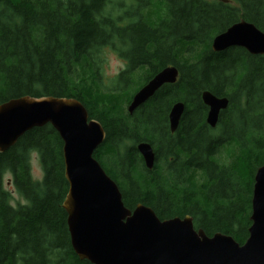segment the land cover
<instances>
[{"label":"trees","instance_id":"1","mask_svg":"<svg viewBox=\"0 0 264 264\" xmlns=\"http://www.w3.org/2000/svg\"><path fill=\"white\" fill-rule=\"evenodd\" d=\"M241 19L264 30V0H0V103L22 95L81 101L105 130L93 155L125 206L148 205L160 219L189 214L207 235L243 243L254 174L264 163V61L255 91L246 77L253 74L249 60L264 56L211 48L217 33ZM104 48L128 61L107 90L98 60ZM169 64L179 69L176 82L128 113L134 92ZM203 90L229 99L215 127L205 122ZM178 100L185 108L171 132L168 112ZM140 141L153 147L151 169L136 149ZM62 144L47 123L0 152V264H92L70 244ZM33 151L40 180L30 171Z\"/></svg>","mask_w":264,"mask_h":264},{"label":"water","instance_id":"2","mask_svg":"<svg viewBox=\"0 0 264 264\" xmlns=\"http://www.w3.org/2000/svg\"><path fill=\"white\" fill-rule=\"evenodd\" d=\"M230 47L264 55V30L245 19L236 21L217 33L211 43L213 51ZM178 76L174 64L161 68L134 92L128 113L162 85L176 82ZM201 99L207 106L205 122L215 127L229 99L210 90H203ZM184 108L180 100L171 105V132L177 129ZM47 123L63 142V173L68 187L61 206L67 214L71 247L79 259L92 264H264V163L254 174L248 236L239 243L229 234L207 235L194 227L189 214L160 219L148 205L125 206L117 183L93 155L105 138V130L75 98L22 95L1 102L0 152L13 146L26 131ZM136 149L145 167L151 169L155 158L151 143L140 141Z\"/></svg>","mask_w":264,"mask_h":264},{"label":"rangeland","instance_id":"3","mask_svg":"<svg viewBox=\"0 0 264 264\" xmlns=\"http://www.w3.org/2000/svg\"><path fill=\"white\" fill-rule=\"evenodd\" d=\"M126 4L128 5V2ZM123 10L124 9H122V10L120 9L119 12H122ZM234 53H236V55H238L239 52L234 51ZM118 54L119 53L116 50L114 51L110 48H104L100 51L98 60H99L100 70H101L102 75H103L102 86H103L104 90H107L112 86V84L115 82L114 78L117 76V74H119L121 72V70H123L125 68V65L123 63V59ZM246 59H248V57H246ZM263 61H264L263 59H257V58H253V59L249 60V62L251 64H253V67L251 68V72H253V74L246 77V85L248 87H250L251 89H254V91L256 90V88L261 83L262 78L259 77L258 74H259V72H261V70L263 68ZM136 80L139 81L138 79H136ZM132 89H131V91H132ZM255 98H256L255 100H258V96ZM260 99H261V97H260ZM240 101H242L241 98H240ZM126 109H127V105H126ZM128 144H130V143H128ZM30 171H31V175H32L33 179H35V180H37V179L40 180L43 176V169H42L41 164H40L39 154L36 151H33L30 153ZM10 177H11V174H9V173H6L4 175V177H3L4 178V184H5L6 180Z\"/></svg>","mask_w":264,"mask_h":264},{"label":"flooded vegetation","instance_id":"4","mask_svg":"<svg viewBox=\"0 0 264 264\" xmlns=\"http://www.w3.org/2000/svg\"><path fill=\"white\" fill-rule=\"evenodd\" d=\"M119 54V56L120 57H122L121 56V54H120V52H118ZM122 59H123V63H124V65L126 66L127 65V63H128V61H127V59L126 58H124V57H122ZM158 70H160V69H158ZM158 70L156 71V72H158ZM155 72V73H156ZM154 73V74H155ZM153 76V75H152ZM151 78V77H150ZM149 78V79H150ZM148 79V80H149ZM130 102V101H129ZM128 105V104H127ZM207 107V106H206ZM138 108V107H137ZM136 108V109H137ZM206 110H207V108H206ZM4 188L6 189V190H8V191H10V193H11V195H12V199L10 200V204L13 206H15L16 204H18L17 203V198H18V196H17V193H16V191H15V188H14V185H13V179H12V177H10V178H8L7 180H6V182H5V184H4ZM62 204V203H61Z\"/></svg>","mask_w":264,"mask_h":264},{"label":"bare ground","instance_id":"5","mask_svg":"<svg viewBox=\"0 0 264 264\" xmlns=\"http://www.w3.org/2000/svg\"><path fill=\"white\" fill-rule=\"evenodd\" d=\"M226 50V49H225ZM222 51H224V50H222ZM214 52H221V51H214ZM260 55V54H259ZM264 56V55H263ZM202 100V99H201ZM204 104V103H203ZM206 106V105H205ZM24 134V133H23ZM22 134V135H23ZM61 139V138H60ZM63 143V142H62ZM6 151V150H5Z\"/></svg>","mask_w":264,"mask_h":264}]
</instances>
